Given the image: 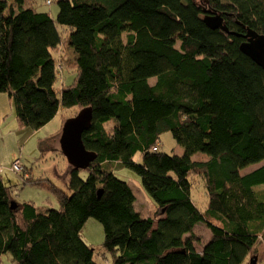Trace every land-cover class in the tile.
I'll return each mask as SVG.
<instances>
[{
	"label": "trees",
	"instance_id": "trees-1",
	"mask_svg": "<svg viewBox=\"0 0 264 264\" xmlns=\"http://www.w3.org/2000/svg\"><path fill=\"white\" fill-rule=\"evenodd\" d=\"M55 2L56 20L33 0H0V94L33 130L63 109L92 108L83 141L97 160L86 179L71 171L70 195L22 166L26 183L48 187L58 209L16 201L0 177V264L7 254L14 264H98L81 236L91 218L103 225L112 264H250L264 243V69L240 45L248 30L264 34V0L46 4ZM208 11L240 36L210 29ZM63 44L73 81L57 87ZM166 132L183 156L162 152ZM197 153L208 160H192ZM123 168L140 176L153 216L137 211L131 185L116 175ZM193 177L204 181L205 212L192 200ZM199 224L211 231L202 252Z\"/></svg>",
	"mask_w": 264,
	"mask_h": 264
},
{
	"label": "rangeland",
	"instance_id": "rangeland-1",
	"mask_svg": "<svg viewBox=\"0 0 264 264\" xmlns=\"http://www.w3.org/2000/svg\"><path fill=\"white\" fill-rule=\"evenodd\" d=\"M34 6L40 12L50 13L56 20L59 12L58 2L51 6L46 4L47 0H33ZM66 45H61L58 56L62 70L60 71V81L57 87H61V82L69 84L73 81V74L64 69L66 60L69 57ZM66 48V49H65ZM59 67V66H58ZM80 108L72 110H61L59 114L47 125L39 130L22 127L16 117V109L8 94H0V177L6 186H10L15 194L16 201L23 203L32 201L37 206L46 208H59L58 197L46 186H35L26 183L24 174H16L12 171V164L15 159H20L24 171L30 174L32 180H46L53 183L59 189L70 195V173L71 165L60 151L59 140L63 127L68 119L76 117L80 113ZM72 117V118H73ZM56 136V137H55ZM55 137L49 142V138ZM46 145V146H45ZM51 148L52 150L43 153L41 149ZM43 147V148H42ZM160 148L166 154H176L183 156L185 149L174 139L171 132L164 133L160 138ZM194 161H207L208 156L197 153L192 157ZM135 162L142 163L140 155L135 156ZM253 165L241 171L242 174L250 172L260 166ZM117 177L127 181L136 197V209L143 217L153 216L155 213L154 202L145 192L141 178L133 170L123 168L116 172ZM81 177L87 178L86 171H81ZM49 181V182H48ZM193 188L191 192L192 200L201 212L208 208L209 198L202 178L193 177ZM261 186H259L260 188ZM264 187V185H263ZM197 241L194 243L195 249L202 252L206 243L211 239V231L206 224H199L194 228ZM82 239L95 249V261L98 264H112L113 254L104 248L105 233L101 223L95 219H89L81 231ZM257 249L264 259V244H258ZM4 264H14L11 255L3 256ZM264 264V260L260 261Z\"/></svg>",
	"mask_w": 264,
	"mask_h": 264
},
{
	"label": "water",
	"instance_id": "water-1",
	"mask_svg": "<svg viewBox=\"0 0 264 264\" xmlns=\"http://www.w3.org/2000/svg\"><path fill=\"white\" fill-rule=\"evenodd\" d=\"M204 22L212 30H222L230 35L240 36L230 32L223 17L216 12L208 11ZM242 36L245 41L240 45L241 52L264 69V34L248 30ZM92 120V108H85L76 117L68 119L63 127L59 140L60 151L71 165L72 170L87 171L97 160V154L89 151L83 141V135L91 126ZM11 208L16 210L18 203L13 201ZM250 264H258V257L251 258Z\"/></svg>",
	"mask_w": 264,
	"mask_h": 264
},
{
	"label": "built area",
	"instance_id": "built-area-1",
	"mask_svg": "<svg viewBox=\"0 0 264 264\" xmlns=\"http://www.w3.org/2000/svg\"><path fill=\"white\" fill-rule=\"evenodd\" d=\"M51 0H47V4H50ZM155 150V149H154ZM23 170L20 159H15L12 164V171L16 174H20ZM25 177H29L28 174H25Z\"/></svg>",
	"mask_w": 264,
	"mask_h": 264
},
{
	"label": "crops",
	"instance_id": "crops-1",
	"mask_svg": "<svg viewBox=\"0 0 264 264\" xmlns=\"http://www.w3.org/2000/svg\"><path fill=\"white\" fill-rule=\"evenodd\" d=\"M258 244H264V243L263 242H259ZM257 253H258L257 257H258L259 261L262 262V260H264V259L261 257V253H260L259 249H257ZM249 259L244 264H249Z\"/></svg>",
	"mask_w": 264,
	"mask_h": 264
}]
</instances>
